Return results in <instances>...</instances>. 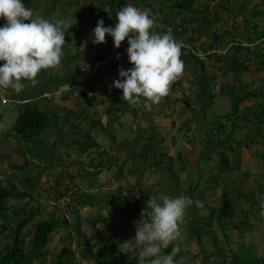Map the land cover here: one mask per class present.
<instances>
[{
	"label": "crops",
	"instance_id": "0c3cea01",
	"mask_svg": "<svg viewBox=\"0 0 264 264\" xmlns=\"http://www.w3.org/2000/svg\"><path fill=\"white\" fill-rule=\"evenodd\" d=\"M44 1L39 0L38 4L43 7ZM125 1L124 4L120 0L121 8L132 4L147 10L156 21V32L171 33L193 51L218 49L223 54L212 55L203 62L190 55L189 50H181L184 71L170 85L169 94L159 104L133 107L121 100L122 91L113 86L120 78L118 70L132 67L127 57L129 46L112 50L114 42L107 35L106 43L93 44L91 33L97 25L93 22L95 19L87 18L89 14L77 18L75 31L84 34L74 38L71 51L63 45L66 55L62 57L59 70H42L37 77L39 83L31 87L25 82L26 87L19 94L11 89L0 90V184L13 185L17 192L26 194L24 201L30 202L28 207H44L45 212L37 221L45 220L51 212L49 202L64 198L73 202L62 210L52 211L59 225L47 247L52 257L64 245L68 246L73 252L72 264H138V258L124 253L126 250L120 249L119 244L134 239L133 221L141 219L146 201L160 194L186 195L194 201L193 205L198 201L199 206L192 205L187 210L180 226L182 239L174 242L180 248L176 264H220L222 258L231 259L228 257L230 246L223 241L224 231L221 229L220 235L219 226L212 221L214 213L219 212L220 197L224 193L227 198L231 197L233 188L239 187L238 196L245 198L237 196L236 205L245 211L249 206L246 198L252 195L257 200L258 189L263 184L252 178V171L245 169L255 163L253 147L246 151L240 149L239 142L243 140L234 139L235 143H229L231 138L224 146L219 144L229 137L230 129L221 124L232 112V99L238 92L254 96L240 104V113L232 118L234 128L242 139L251 138L258 131L257 125L250 130L238 123L240 116L250 119L251 112L257 115L258 108L264 109V53L256 51L258 41L264 37L260 31L263 29L253 20L256 15L245 19V7L251 5L249 0L241 1L240 11L236 10V5L227 3V13L219 12V8L214 12L213 6L206 11V0H194L191 10L171 9L174 0L162 2L160 7L142 0ZM79 3L78 7L84 6L83 10L92 9L91 1L81 4L79 0ZM66 5L72 8L71 1L57 0L51 17L57 6ZM107 8L110 13L101 14L98 19H103L105 27H114L121 8L115 10L110 5ZM251 9L252 6L247 16ZM262 10L264 7L255 14L261 16ZM4 23L2 20V25ZM236 26L245 29L239 30ZM162 28L165 31L161 32ZM231 43L235 46L229 47ZM245 43L252 46H238ZM235 47L239 48L233 49ZM108 54L109 62L102 65L94 62L105 59ZM117 64L111 83L104 85L96 96L87 97L74 88L81 85L91 92L96 82ZM65 80H68L67 85L57 84ZM27 103L50 120L37 141L30 143L12 131L19 108ZM222 107L225 114L220 115ZM122 117L128 120V127L123 126ZM259 120L263 122L264 115ZM240 129H245L246 133L241 134ZM127 132L132 135H126ZM100 148L104 150L101 155L95 154ZM226 149L230 157L232 151L240 150L243 163L238 168L231 165L220 171L218 155ZM215 173L219 185L207 182ZM252 183L257 191L253 190ZM9 204L15 205V201L10 200ZM258 206L264 210V204L259 202ZM206 217L212 223L198 221ZM30 227L32 225L26 230ZM0 235L4 236L0 237V248H3L7 232L0 230ZM220 240L225 244L220 249L223 257L220 251L215 252L214 242ZM173 246L162 249V254L170 253ZM98 251L103 253L95 260L90 255Z\"/></svg>",
	"mask_w": 264,
	"mask_h": 264
},
{
	"label": "clouds",
	"instance_id": "9594fccd",
	"mask_svg": "<svg viewBox=\"0 0 264 264\" xmlns=\"http://www.w3.org/2000/svg\"><path fill=\"white\" fill-rule=\"evenodd\" d=\"M90 1L92 2V0H81V4L84 2L87 4ZM96 1L92 2L91 14L89 12L95 19L93 22L97 24L91 33L92 43L95 45L106 43L107 35L113 39L112 50L116 51L120 47L129 46L127 57L132 67L127 70L120 68L118 70L120 78L113 84L116 89L122 91L121 100L133 107L161 103L162 99L169 94L170 85L184 71L181 50H186L188 45L178 42L171 33L153 32L152 29L157 26L155 19L147 10L132 4H127L117 12V23L114 27H105L103 19L99 20L98 17L101 16V12L110 13L109 10H105L114 0ZM117 1L119 0H115ZM76 3L79 5V0H76ZM96 3L100 4L96 6L94 5ZM100 6L102 8L98 10ZM0 19L1 22L5 21L0 26V62H2L0 63V90L11 89L19 94L25 89V82L31 87L39 83L37 77L42 70L61 68L65 34L70 28L65 20L52 22L41 16L34 18L32 9L26 7L22 0H0ZM262 42L264 43V37L258 41V43ZM232 46H235V43L229 45V47ZM238 46L249 48L252 44L245 43ZM221 52L223 54V51ZM109 54L105 59L94 60V62L98 65L109 62ZM190 55L199 60L191 52ZM213 55L221 56L216 53ZM118 66L119 64L104 74L101 79H97L95 89L91 92L86 91L81 85L74 88L87 97L96 96L104 85L111 83V77ZM230 114L225 119L233 121V116L231 117ZM221 125L225 126L223 123ZM103 151L100 148L95 154L101 155ZM63 200L64 207L73 205V202L69 203L68 199ZM51 202L48 204L49 208L64 209L58 205L51 206ZM193 203L190 197L183 194L178 197H169L164 194L150 196L146 201L145 210L141 213V219L133 221L134 239L120 243V249H125L126 254H134L138 258V264H176L175 257L180 248L174 242L182 239L180 226ZM195 203L199 206L198 201ZM261 215L264 216V211ZM170 245H174L171 252L162 254V249H167Z\"/></svg>",
	"mask_w": 264,
	"mask_h": 264
},
{
	"label": "trees",
	"instance_id": "16d2710c",
	"mask_svg": "<svg viewBox=\"0 0 264 264\" xmlns=\"http://www.w3.org/2000/svg\"><path fill=\"white\" fill-rule=\"evenodd\" d=\"M38 1L39 0H22V2L25 4L26 7L34 8L36 10L41 9L40 7L42 6L41 4H38ZM121 1H123L124 4L126 3L125 0H121ZM145 1H147L148 3L153 2V4H156L153 6L160 7L162 2L170 3L172 0L171 1L142 0V2ZM44 2L46 4H52V6H54L56 0H45ZM242 2H239L240 4L239 6H236V10L240 11L243 8ZM193 3L194 0H174V3H172L171 5V9L173 7L179 9L185 8L187 10H191ZM206 3H208V5H206L205 7L206 11L210 10V8L213 6V9L211 8V10H214V12L219 8V12L221 11L227 13V11L229 10L227 8V3H231V1L206 0ZM121 4L122 3H120V0L117 2L109 3L111 7L114 6L115 10L117 8H121L123 6ZM153 6H151L150 8L152 9L153 12H155L156 9H153L152 8ZM43 7H44V3H43ZM101 8H102L101 6L98 7V10H100ZM101 14L106 15L105 12H101ZM254 15L256 14L254 11H252V14L249 13L248 16L246 15L245 19L249 20V17L252 18ZM202 16H204V14ZM27 22L28 21H26V23ZM0 26H2L1 19H0ZM152 31L156 32L155 28H153ZM160 31L161 32L165 31V28H162ZM248 40L252 41L251 37H248ZM259 45L263 46L262 50L264 52V43L263 42L257 43L256 46ZM237 48L239 47H235L233 49H237ZM67 81L68 80H65L64 82H57V84L67 85ZM252 96H254V94L249 92H245L241 94L238 92L237 95H234L232 99V112L230 114L231 117L237 114L240 104ZM257 111H258L257 115H253V113L251 112L250 117L257 118L258 123L256 122L255 124L253 121H250L248 117L246 118V120H248L247 124L250 130L255 125H257L258 131L254 132V134L258 133L257 137L255 138L245 137V145L239 144V146L240 149L243 148L245 149V151L251 147L255 148L256 156L259 157L260 161H264V121L261 122L259 120V117L262 118L264 115V109L258 108ZM241 117L242 116H240L239 118ZM249 121L250 123H248ZM49 125H50L49 118L45 114L34 108L32 104L27 103L19 108L16 120L12 125V131L15 134H17L23 141H25L26 143H30L37 141V139L40 136V133ZM235 125L236 124L234 123L233 127H235ZM58 132L60 134V129H58ZM227 142H229V137H227V139L225 138L219 141V144L224 146ZM229 143H231V141ZM257 146H260V148H257ZM227 150L228 149L222 151L218 155V161L220 157L222 158V161L219 163V166L217 165L220 171H223L225 167L231 166L230 165L231 161L232 163H236V165H232V167L235 168H238L243 163V160L241 159L240 156V150L238 151V153L232 151L231 157L226 155ZM262 188H264L263 184L261 187V191ZM252 193L253 192H249L248 194H252ZM26 197H28L26 194L17 192L13 185L0 184V221L2 222L0 228L3 232L4 231L7 232V242L5 243L3 248H0V264H72L71 259L73 257V252L70 251L68 246L66 245H64L52 257L47 253V247L51 240V234L55 231V229H57V226L59 225L58 224L59 221L57 220V217H55L54 212H52L56 209L51 208V212L50 213L48 212L49 215L48 218H46L45 220L37 221V218L38 217L40 218V216H42L43 213L45 212V208L37 207L36 209H32L28 207L30 205V202L24 201V198ZM238 198H245V197H243V195H239ZM10 200L15 201V205H10L9 204ZM193 206L196 205L194 204ZM227 207H228V203L226 208ZM223 211H225V209ZM210 223H212V221L209 219L208 224ZM29 225H32V227L26 230V228ZM252 226L253 225H250V228H252ZM220 228L223 230L222 227ZM237 228L239 229L240 227L238 225H235L234 229ZM249 232L252 231L250 230ZM224 237H227L226 234H224ZM97 253L98 254H91L90 256L95 258V260L96 259L98 260L100 253L103 252L98 251ZM48 256H50V260L47 263ZM231 260L233 259L228 260L227 258L226 259L222 258L220 264H229ZM237 264H242V263H240L239 261ZM263 264H264V260H263Z\"/></svg>",
	"mask_w": 264,
	"mask_h": 264
},
{
	"label": "rangeland",
	"instance_id": "374dc122",
	"mask_svg": "<svg viewBox=\"0 0 264 264\" xmlns=\"http://www.w3.org/2000/svg\"><path fill=\"white\" fill-rule=\"evenodd\" d=\"M57 1V0H56ZM58 1H64V0H58ZM71 1V5L72 8H70L69 5H66V7H61V6H57L56 7V11L53 12V17H51L52 15H50L49 11L52 10V4H46L44 3V7H40L41 9H34V8H30L33 11L34 14V18L36 16H41L44 17L52 22H55L56 20H65L67 22V24L70 26V28L67 30L66 34H65V46H67L68 50H72V46L75 44L74 38L77 37V35L80 34H84L83 31H75V27L74 24L77 23V18H81L82 16H84L85 14H89L90 9L88 10H83L84 6H79L76 7V5H78V3H76V0H68ZM242 0H231V3L233 4V6H239V2H241ZM251 5L245 7V16L248 13V9L252 6L253 9L250 10V14H252V11H257L259 9H261V7H264V0H249ZM92 2H97L96 0H92ZM47 6V7H45ZM50 6V7H49ZM48 9V12H47ZM108 8H106L107 10ZM262 15H258L256 14V16L254 17V22H256L260 28H262L263 31L262 35L264 34V28L262 27V25L264 24V10H262ZM87 18H92L91 15L89 14V16ZM235 21H233L234 23ZM240 23V22H239ZM238 23V24H239ZM73 25V26H72ZM231 25V23H230ZM240 25V24H239ZM227 28H230L229 26H226ZM239 30H242V28L245 29V27H238L236 26ZM248 30H251L250 27H248ZM81 32V33H80ZM86 33V32H85ZM242 33V32H241ZM240 35L237 36V38ZM257 38V37H255ZM254 38V39H255ZM245 46H243L244 48ZM263 46L259 45L256 48V51H262ZM66 55L64 49H63V56ZM246 106H248L247 103H245ZM245 105H242L245 106ZM232 107V104H231ZM238 111L240 113V107L238 108ZM219 114V113H217ZM225 114V108H221L220 111V115ZM242 114V113H241ZM244 114V113H243ZM257 118L251 119L250 121H253L256 123ZM250 121L248 123H250ZM122 123L124 127H128L129 123L128 120L124 117H122ZM223 124H225L231 132H227V135H229V139L231 138V142L235 141H242L239 142V144H243L245 138L242 139V136L239 134L238 129H235L233 126V121L230 119V121L228 122V119H223L222 121ZM239 126L240 127H245V128H249L247 121L244 118H239ZM227 130V129H226ZM241 134H245L246 131L245 129L241 130L240 129ZM233 133V134H230ZM126 135L131 136L132 133L131 132H127ZM258 133H255L254 136H252L251 138H255L257 137ZM234 141V143H235ZM257 148H260V146H257ZM255 150V148H253ZM226 155H228V153L226 152ZM255 163L252 164L251 166H249V168L245 167V169L247 171H252L251 175L252 178H255L256 180H258V182L261 184L263 183L264 185V161H260L259 157H257L255 155L254 157ZM222 161V158H219V161L217 162V165L219 166V163ZM230 165H236V163H232V161L230 162ZM217 166V167H218ZM218 174H214V177L210 180H207L208 183H213V184H218L219 180L217 178ZM248 176V174H247ZM250 182L251 181V176H250ZM219 185V184H218ZM252 188L253 190L257 191V186L255 184L252 183ZM261 189V186H260ZM261 190H258V195L256 196L257 200L255 199L254 196L249 195V198H246V202H249V207L246 206V210L244 211L242 207H237L236 205V197L238 196V192H239V187H235L233 188L232 192L234 193L231 197L227 198L226 193H224L221 197H220V208L218 209L219 212L214 213V217H212V221L216 222V224L219 226V233L220 235L223 233L221 231V228H223L224 234H226L227 237H224L223 241L229 244V249H230V254L229 256H232L230 263L231 264H237L239 261L242 264H263V260H264V216L261 215L262 209L259 208V202L261 204H264V188L263 190L260 192ZM254 195V192H253ZM238 201H242V200H238ZM243 202V201H242ZM228 203V207L226 208ZM196 206H194V208H197V204L195 203ZM239 206V205H238ZM237 207V208H236ZM225 209V211H223ZM235 209V210H234ZM51 210V208H50ZM201 209H199L200 211ZM235 211V215H234V211ZM250 215L249 216V213ZM222 213V214H221ZM233 213V214H231ZM48 213L46 215V218H48ZM209 217H206L205 219H201L199 218L198 221H206L208 220ZM214 218V219H213ZM1 224V221H0ZM233 225H238L240 228V230L234 229ZM250 225H253L252 228H250ZM243 228V229H242ZM1 230V229H0ZM243 230V231H242ZM247 230V231H245ZM252 232H249V231ZM242 232V233H240ZM191 234L193 236V233L191 231ZM0 237H4L1 236ZM0 238V240H2ZM224 242H222V240H220V242L215 243V252L220 251L221 247H224ZM220 255L222 256V253L220 251ZM238 260V261H237ZM229 263V264H230Z\"/></svg>",
	"mask_w": 264,
	"mask_h": 264
},
{
	"label": "built area",
	"instance_id": "2783aa9c",
	"mask_svg": "<svg viewBox=\"0 0 264 264\" xmlns=\"http://www.w3.org/2000/svg\"><path fill=\"white\" fill-rule=\"evenodd\" d=\"M186 48L195 56H197V58L199 60H206L208 57H210L213 54H217V55H221L222 52L221 51H217V50H210V51H206V52H201V53H196L195 51H193L192 49H190L189 46H186ZM59 206V207H64L65 205V201L63 199L57 201V202H51V206Z\"/></svg>",
	"mask_w": 264,
	"mask_h": 264
}]
</instances>
